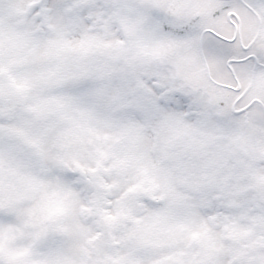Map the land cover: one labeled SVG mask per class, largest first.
Listing matches in <instances>:
<instances>
[{"label": "snow or ice", "instance_id": "obj_1", "mask_svg": "<svg viewBox=\"0 0 264 264\" xmlns=\"http://www.w3.org/2000/svg\"><path fill=\"white\" fill-rule=\"evenodd\" d=\"M0 264H264V0H0Z\"/></svg>", "mask_w": 264, "mask_h": 264}]
</instances>
